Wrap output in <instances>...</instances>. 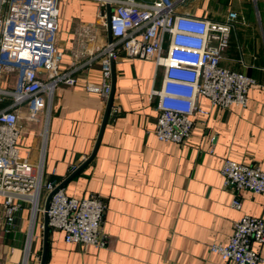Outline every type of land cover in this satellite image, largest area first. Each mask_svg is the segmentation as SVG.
Segmentation results:
<instances>
[{
	"label": "crops",
	"instance_id": "1",
	"mask_svg": "<svg viewBox=\"0 0 264 264\" xmlns=\"http://www.w3.org/2000/svg\"><path fill=\"white\" fill-rule=\"evenodd\" d=\"M117 1L59 0V70L71 72L76 82L58 83L47 125L44 95L37 118L30 117L28 102L15 107L22 128L20 155L35 166L42 163L47 179L63 182L87 161L99 139L94 156L63 188L79 199L93 193L104 198L102 231L110 236L109 246L67 243L62 231L49 227L45 264H234L210 246L227 244L242 215L264 218V193L241 191L242 208L236 209L231 205L236 191L224 186L221 172L226 158L264 170V0L177 3L178 12L210 21H224L236 11L239 17L221 64L257 80L245 109L213 106L200 97L198 105L209 113L192 116L194 128L185 143L160 141L155 135V91L161 89L165 68L154 59L126 57L119 49L109 106L110 98L87 89L101 81L99 53L113 40L106 22ZM5 10L6 4H0L1 14ZM41 77L46 80V74ZM17 78V72L3 74L0 89L17 90ZM11 103L7 95L3 105ZM28 228L27 208L11 232L0 226V264H41V223L42 239L33 241L25 260ZM36 230L37 225L35 235ZM259 249L264 256V244Z\"/></svg>",
	"mask_w": 264,
	"mask_h": 264
},
{
	"label": "built area",
	"instance_id": "2",
	"mask_svg": "<svg viewBox=\"0 0 264 264\" xmlns=\"http://www.w3.org/2000/svg\"><path fill=\"white\" fill-rule=\"evenodd\" d=\"M179 1L118 0L109 23L113 40L99 53L101 81L89 83L87 89L103 99L110 97L112 61L119 49L126 57L154 59L165 68L161 89L155 91L159 98L155 135L160 141L185 143L194 128L192 116L209 113L198 105L200 97L207 98L213 106L245 109L249 90L257 80L221 64L239 14L230 11L224 21H210L178 12ZM0 4H6L5 13L0 11V76L18 75L17 90L0 89V226L6 233L11 232L18 214L28 209L27 260L37 237L38 215H44L45 200L59 183L45 177L42 163L35 166L20 155L22 128L15 107L28 102L30 117L37 118L44 95L47 125L58 83L73 85L76 79L71 72L59 70L63 59L57 45L59 0H0ZM7 95L12 97V103L4 106ZM221 172L224 186L236 191L231 203L236 209L242 208L241 191L264 193V170L257 164L226 158ZM106 210V201L100 194L79 199L60 188L52 195L47 211L49 227L62 231L67 243L106 248L110 243V236L102 231ZM263 244L264 218L244 214L235 221L230 241L214 243L210 250L234 264H264L259 249Z\"/></svg>",
	"mask_w": 264,
	"mask_h": 264
},
{
	"label": "water",
	"instance_id": "3",
	"mask_svg": "<svg viewBox=\"0 0 264 264\" xmlns=\"http://www.w3.org/2000/svg\"><path fill=\"white\" fill-rule=\"evenodd\" d=\"M110 19H111V10L109 9V13H108V27H109L110 36H112L110 25H109ZM111 40H112V37H111ZM112 65H113V61H112ZM109 98H110V100H109L108 106L110 105V101H111V98H112V91H111V94H110ZM98 144H99V139L97 141V144H96V147H95L93 153L87 159V161L82 163L80 165V167H78L75 171H73L72 174H70L63 182L59 183L58 186L56 187V189L53 192L49 193V195L47 196V198L45 200V206H44L45 213H44V221H43V253H42V258H41V264H45L47 250H48L49 219H48V212L47 211H48V208H49V205H50L51 197H52V195L54 194V192L56 190H58L60 188H63L64 185L94 156Z\"/></svg>",
	"mask_w": 264,
	"mask_h": 264
},
{
	"label": "rangeland",
	"instance_id": "4",
	"mask_svg": "<svg viewBox=\"0 0 264 264\" xmlns=\"http://www.w3.org/2000/svg\"><path fill=\"white\" fill-rule=\"evenodd\" d=\"M41 108H42V105H41ZM43 217H44V215L42 213H39V215H38V223H37V230H36L37 235H35V236H37L36 239H38V236L42 239V232L40 230V223L43 221ZM12 237H14V234H12Z\"/></svg>",
	"mask_w": 264,
	"mask_h": 264
},
{
	"label": "bare ground",
	"instance_id": "5",
	"mask_svg": "<svg viewBox=\"0 0 264 264\" xmlns=\"http://www.w3.org/2000/svg\"><path fill=\"white\" fill-rule=\"evenodd\" d=\"M32 226H33V223H32ZM31 237H32V230H31V233H30V239H31ZM28 251H29V245H28Z\"/></svg>",
	"mask_w": 264,
	"mask_h": 264
},
{
	"label": "trees",
	"instance_id": "6",
	"mask_svg": "<svg viewBox=\"0 0 264 264\" xmlns=\"http://www.w3.org/2000/svg\"><path fill=\"white\" fill-rule=\"evenodd\" d=\"M54 181H56V179Z\"/></svg>",
	"mask_w": 264,
	"mask_h": 264
}]
</instances>
